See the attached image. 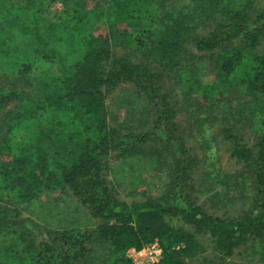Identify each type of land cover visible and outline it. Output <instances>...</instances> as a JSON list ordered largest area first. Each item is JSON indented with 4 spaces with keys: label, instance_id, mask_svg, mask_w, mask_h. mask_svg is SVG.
<instances>
[{
    "label": "trees",
    "instance_id": "16d2710c",
    "mask_svg": "<svg viewBox=\"0 0 264 264\" xmlns=\"http://www.w3.org/2000/svg\"><path fill=\"white\" fill-rule=\"evenodd\" d=\"M45 1L0 0V264H130L126 251L154 238L162 246L157 264H195L208 248L219 259L250 249L264 263V2L257 7L258 0ZM55 2L58 7L51 8ZM200 53L214 65L210 84L203 83V72H190ZM166 78L192 96V105L198 97L205 102L197 111L186 110L192 123L202 121V109L225 101V88L241 94L242 101H228L222 113H228V124L234 117L235 126L253 128L255 142L240 141L237 128L218 129L238 167L219 181L248 174L252 203L240 214L218 216L198 204L180 163L157 198L119 197V172L126 174L127 164L111 162L112 156L133 154L136 136L108 124L106 98L130 85L135 92L119 100L127 106L123 123L136 126L153 114L172 136L179 127L176 110L159 94ZM147 100L150 112L142 102ZM193 135L207 153L203 130ZM183 143L179 138L170 156H142L139 172L163 170L171 155L176 162ZM138 178L128 185L135 187ZM57 190L97 221L92 230L48 228L30 214V205L39 207L42 195ZM45 203L55 208L59 201ZM205 235L206 245L199 237ZM99 242L106 245L101 252L93 245Z\"/></svg>",
    "mask_w": 264,
    "mask_h": 264
},
{
    "label": "rangeland",
    "instance_id": "374dc122",
    "mask_svg": "<svg viewBox=\"0 0 264 264\" xmlns=\"http://www.w3.org/2000/svg\"><path fill=\"white\" fill-rule=\"evenodd\" d=\"M198 2H200V0H198ZM262 2H264V0H258L256 2L257 7L260 6ZM57 3L58 2L51 3L50 7H58ZM196 55L200 56V59L197 62L199 64H197V69L191 70L190 72H203V77H201L203 83H212L214 77V65L211 57H208L204 53ZM191 63L192 68H196V62L191 61ZM187 76L188 72H185L183 77ZM154 80L155 79L152 78V82H154ZM166 80V82H163L164 86L159 89V94L161 96H168L166 100L169 103L168 106H173L174 110H176L174 120L179 127L172 136H170V133L167 135V132L162 127V122H157L156 116L153 114L142 116V121H138L139 123L136 126L135 120H133L135 122H131L132 120H130L123 123L126 121L124 115H126L125 110L127 109V106L123 104L119 105V100H122L124 96L129 97L130 93L133 94L135 92L130 85H122L120 88L117 87L106 98L109 108L108 124L118 130L120 129L125 135L135 134L136 136V141H132V145L134 144L133 151H135L133 154L128 155L126 158H121V156L116 153L112 156L114 159L111 158V162H114L115 164L118 161L122 162L126 159L124 160V163L127 164V173L123 174L119 172L118 180L124 182L122 187L118 186L119 197L126 202H140L148 196L150 198H157L169 188V176L167 174L175 172V164L180 163V166H184V175H187L186 183L188 184L189 191H192L194 196H199L198 204L203 202L205 209L208 212H215L218 216H223L222 214H224V212H227L228 215L240 214L242 208H246L245 206L252 203L250 200L252 192H250L248 184V174L239 176L237 179L232 178L227 184H222L221 181H219L223 176L226 177L227 174L236 173L238 167L235 166L233 163L234 160L229 156L228 149H225L229 146L228 140L218 129L223 125L235 129L237 128L239 130L236 133L239 136L240 141L242 140L246 142L249 146L255 142L256 137H254L255 131L253 128L248 125H242V127L235 126L234 117H232L231 124H228V120H230L228 113H222L224 106H226L225 103L229 104L228 101H231L233 104L241 102V94L238 92L237 88H225L228 89V92L224 93L223 96L225 101L214 103L211 109H206V111L202 109L203 113H200L202 121L192 123V118L186 110L194 107L197 111V108H202L205 102L198 97V99L195 100L194 105H192V100H189L192 99V96L186 97V94L182 93L183 89L177 84L175 79L166 78ZM170 86L172 88H170ZM219 90L222 91L224 89L219 88ZM170 94L172 96H170ZM142 102L145 104V108L150 112L151 107L148 106L150 105V101L147 100V102ZM205 115H208V118L204 119L205 117L203 118V116ZM200 129L203 130V136H206L205 139L207 140V144H209V149L206 151L207 153L204 152V148L202 149L200 142L195 140V136L193 135V133H197ZM157 130L161 132L160 139H157V137L156 139L153 138L157 133ZM144 133L146 134V139L148 138L147 140H141L142 134ZM179 138L184 140L182 145L184 153L179 155L180 157L176 162V156L173 157L171 155V157H168L170 158V163L165 165L164 167L166 168L163 170L144 167V169L139 172L137 166H139V163L144 160L141 159L142 156L154 152L155 154L158 153L157 156H164V154L170 156L169 152L177 147ZM172 152L173 151H171V153ZM190 157L194 158V160H192L190 165H187ZM136 160L138 161L136 162ZM217 173L220 174L218 175V179L216 177ZM137 174L140 175L137 185L135 187L133 185H128V180H135L134 177ZM62 193L61 190H57L56 192L51 193L48 197L45 194L42 195L39 200V207H36L37 204L28 207L30 208L28 210L32 209L35 212V214L31 212L30 214L36 216V219L41 226L46 225L48 228H51V226H59L77 227L80 230H92L97 224V221L89 215L84 207L75 203V200L72 198L66 201L60 198ZM46 200L53 203L59 201V204L58 206H55V208L47 203L42 205L43 203L41 204V202ZM67 204H69V207H67ZM64 211L65 213L62 214ZM224 216L226 215L224 214ZM165 220L174 225V227L183 226L187 229L186 225L179 222L176 217L170 219L166 217ZM199 237L202 243L205 245L209 244L206 235ZM93 245H97L98 252H101L103 248L106 247L102 242ZM152 245L161 249L160 252H162L161 243L157 238L143 243L139 248H129L125 254L130 260V264H147V260L155 259V255L152 252ZM137 251H142V254H137ZM203 256L204 258L195 264H264L263 259H260L255 251L252 253L250 249L246 251L240 249L239 252L231 258L219 259L215 258L212 255L211 249L208 248L201 254V257ZM158 262L151 264H157Z\"/></svg>",
    "mask_w": 264,
    "mask_h": 264
},
{
    "label": "built area",
    "instance_id": "2783aa9c",
    "mask_svg": "<svg viewBox=\"0 0 264 264\" xmlns=\"http://www.w3.org/2000/svg\"><path fill=\"white\" fill-rule=\"evenodd\" d=\"M151 247L153 248L152 252L155 255V259H153V260H151V259L147 260V264H151V263H154V262H158L159 257H161V252H160L161 249H159L158 247H156L154 245H152ZM137 254L141 255L142 254V251H137Z\"/></svg>",
    "mask_w": 264,
    "mask_h": 264
}]
</instances>
